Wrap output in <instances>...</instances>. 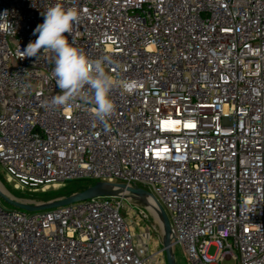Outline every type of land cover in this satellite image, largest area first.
<instances>
[{"label": "built area", "instance_id": "obj_1", "mask_svg": "<svg viewBox=\"0 0 264 264\" xmlns=\"http://www.w3.org/2000/svg\"><path fill=\"white\" fill-rule=\"evenodd\" d=\"M55 4L80 13L69 42L108 57L106 71L132 85L111 90L115 110L103 122L90 92L51 107L61 90L50 54L20 55ZM3 16L9 182L142 188L167 211L189 264H264V0H0ZM116 189L39 211L7 210L0 197V264H151L121 213L123 199L151 196Z\"/></svg>", "mask_w": 264, "mask_h": 264}, {"label": "clouds", "instance_id": "obj_2", "mask_svg": "<svg viewBox=\"0 0 264 264\" xmlns=\"http://www.w3.org/2000/svg\"><path fill=\"white\" fill-rule=\"evenodd\" d=\"M43 15V23L39 24L33 33L38 34L37 38L29 42L20 55L23 58L37 57L41 49L43 55L50 54V59L55 65L51 75L61 90L60 94L52 98L51 107L69 109L78 97L90 92L96 105L95 117L101 122L105 121L115 110L109 95L111 90L120 87L128 92L131 91L132 85L128 81L114 79L106 71L108 57L93 60L69 42L65 33L70 34L74 23L80 18V13L75 7L65 8L61 4H55L47 8ZM4 16L0 17V20L4 19Z\"/></svg>", "mask_w": 264, "mask_h": 264}, {"label": "rangeland", "instance_id": "obj_3", "mask_svg": "<svg viewBox=\"0 0 264 264\" xmlns=\"http://www.w3.org/2000/svg\"><path fill=\"white\" fill-rule=\"evenodd\" d=\"M97 181L90 179H78L60 184V186L39 187L38 189H17L14 183L6 178V170L0 163V186L12 197L17 200L39 204L47 203L72 193L81 191V188L95 184ZM139 186H144L140 183ZM151 192L152 190L149 189ZM3 205L7 210L15 208L2 199ZM121 213L128 218L129 223L134 228L139 249L144 250L145 255L150 257L151 264H167L165 251L159 252L163 248L164 231L160 220L149 209L145 203L137 200L123 199ZM167 212V211H166ZM176 264H189L185 250L176 245L173 247ZM208 254L216 256V249L210 247ZM222 264H231L225 260Z\"/></svg>", "mask_w": 264, "mask_h": 264}, {"label": "water", "instance_id": "obj_4", "mask_svg": "<svg viewBox=\"0 0 264 264\" xmlns=\"http://www.w3.org/2000/svg\"><path fill=\"white\" fill-rule=\"evenodd\" d=\"M116 188H124L130 191L131 193L139 194V195L149 194L151 198H153L155 202L156 210L158 212V217H159L158 219H160L164 231L163 249L166 253L167 264H176L175 255L173 253V242L171 238L170 217L166 212V210L163 208V206L160 204L158 199L152 193H149L142 188L128 187L127 185L122 183L97 181L95 184L88 186L84 190L72 193L68 196L61 197L53 201H49L47 203L34 204V203L17 200L16 198L2 191L0 187V197L4 201H6L7 203H9L10 205L16 208H21L28 211H39V210L65 206L76 202H81L94 197L105 196V195H117L119 191Z\"/></svg>", "mask_w": 264, "mask_h": 264}, {"label": "bare ground", "instance_id": "obj_5", "mask_svg": "<svg viewBox=\"0 0 264 264\" xmlns=\"http://www.w3.org/2000/svg\"><path fill=\"white\" fill-rule=\"evenodd\" d=\"M1 187V186H0ZM1 190L4 191L6 194H8L2 187H1ZM9 195V194H8ZM139 202L140 203H145L149 206V209L156 215L157 218L158 217V212L156 210V207H155V202L153 200V198L149 197V196H139ZM160 220V219H159Z\"/></svg>", "mask_w": 264, "mask_h": 264}, {"label": "trees", "instance_id": "obj_6", "mask_svg": "<svg viewBox=\"0 0 264 264\" xmlns=\"http://www.w3.org/2000/svg\"><path fill=\"white\" fill-rule=\"evenodd\" d=\"M93 185V184H92ZM88 186H85V187H83V188H81V190H84L85 188H87Z\"/></svg>", "mask_w": 264, "mask_h": 264}]
</instances>
